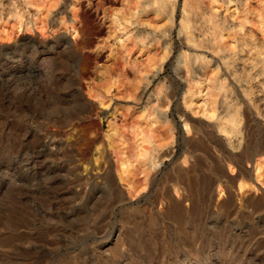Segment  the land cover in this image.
<instances>
[{
    "label": "rangeland",
    "instance_id": "374dc122",
    "mask_svg": "<svg viewBox=\"0 0 264 264\" xmlns=\"http://www.w3.org/2000/svg\"><path fill=\"white\" fill-rule=\"evenodd\" d=\"M258 161L264 0H0V264H264Z\"/></svg>",
    "mask_w": 264,
    "mask_h": 264
},
{
    "label": "bare ground",
    "instance_id": "6f19581e",
    "mask_svg": "<svg viewBox=\"0 0 264 264\" xmlns=\"http://www.w3.org/2000/svg\"><path fill=\"white\" fill-rule=\"evenodd\" d=\"M122 4H124V3L122 2ZM99 5L102 6V8L104 9V12H109L112 15V20L114 22H116L120 19V16L122 15V12H123V9H122L123 6L122 5L111 4V5L104 6L102 1L99 2ZM110 49H111V51L109 54V58L111 60L110 66L111 65L112 66L110 67V70H109V66L106 67L107 69H105L106 70L105 73L108 72L109 75H116V76L121 75L122 70H124V63H125L123 57L121 56V47L113 44V45H111ZM164 56H165V52L162 54L161 57L163 58ZM99 71H102V70H99ZM103 72H102V74H103ZM100 76H102V75H100ZM207 84L209 86L207 87L206 92H203L201 94V96L197 97V96H194L193 93L187 92L184 96V102H185V105L189 108V110L193 114L202 112L201 114H203L207 117L213 118L217 114V107H216L215 98L213 96H211V91H212V88L210 86L211 83L208 82ZM202 86H203V82H202ZM205 95H207V96H205ZM110 136H111V134H110ZM95 142H97V140ZM146 155H147L146 149L142 146L141 151L139 152V158L145 157ZM128 160H129L128 158H122V160H120V162L118 164V167L120 166L119 170H118L119 171L118 178L121 181L126 179V175L124 173L127 170ZM263 171H264V165H263V163L258 161L255 165L256 177L258 178V176H260Z\"/></svg>",
    "mask_w": 264,
    "mask_h": 264
},
{
    "label": "water",
    "instance_id": "95a60500",
    "mask_svg": "<svg viewBox=\"0 0 264 264\" xmlns=\"http://www.w3.org/2000/svg\"><path fill=\"white\" fill-rule=\"evenodd\" d=\"M71 40H72V37H71Z\"/></svg>",
    "mask_w": 264,
    "mask_h": 264
}]
</instances>
